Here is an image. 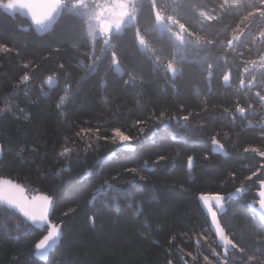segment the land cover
<instances>
[{
  "label": "snow or ice",
  "instance_id": "snow-or-ice-1",
  "mask_svg": "<svg viewBox=\"0 0 264 264\" xmlns=\"http://www.w3.org/2000/svg\"><path fill=\"white\" fill-rule=\"evenodd\" d=\"M0 13L11 18H15L17 13L27 16L35 29L34 44L47 49L42 60L54 65L37 83L40 60L35 55L25 59L26 54L21 48L0 41V54L14 53L19 61L18 68L23 72L22 78L12 86H23L25 98L31 97L33 88L39 89L38 99H29L30 105H38L39 98L51 99L54 92L59 90L52 108L60 121L68 120V109L92 83L91 78L99 75L100 65L105 60H109L105 78L96 85L100 91L109 86L106 77L110 73L113 74V84L122 81L126 90L134 89L137 76H143V72L137 73L135 68L143 69L148 65L153 75L164 78L165 87L161 91L166 93L171 88L174 97L181 95L178 80L202 82L207 86V91L197 87L192 93L193 99L199 98V111L187 108L182 102L175 111H170L167 106L157 111L153 106L146 118L137 117L131 119L130 123H122L120 105H117L115 110L109 109L111 121L93 125L91 121L84 120L76 130L69 128L73 132L71 137L65 135L59 147L53 146L52 152L57 161L70 162L74 156L79 159L81 151L86 155L93 150L94 145L98 149L103 141L115 148L98 160L102 166L105 160L126 151H134L135 146L145 139L156 143L155 134L160 129L171 132L172 140L178 142H187L192 136H199L201 138L194 143L205 145L210 141L212 153L228 156L223 141L232 140V133L222 132V129L229 125L234 127L237 123L243 125L242 131L235 134L236 140L231 144L237 149L243 132L258 130L259 136L255 139L261 141V144L245 143L242 153L237 150L236 155L231 157L237 160L249 157L255 160L259 157L258 167L250 164L243 166L250 172L245 181H253L255 177L257 186L255 198L246 205L258 212V219L249 225L253 230L250 235L255 237L254 242L246 244L243 239L238 240L235 233L227 231L222 221L229 202L246 194L253 186L241 182L234 192L227 195L218 191H201L197 194L206 226L199 232L194 227L191 235L182 234L187 237L186 242L194 243V252L178 247L183 254L180 256L182 264H200L201 256L204 264H264V179L261 178L264 177V122L253 124L248 120L249 116L256 114L257 106L264 109V0H215L211 8L202 0H0ZM100 42L102 46L97 55ZM124 45H130L133 55L139 59L133 68H125L121 64L119 50ZM69 49L75 55L65 61L60 54ZM167 49H171L170 56L165 55ZM243 49L249 53L255 51L256 58H243ZM73 67L85 69L86 74L74 81L70 71ZM234 71L237 76L233 75ZM125 76L128 79H124ZM61 77L64 81L62 87ZM234 80H238L235 86ZM214 81L221 84L225 94L228 89L232 90L231 97L226 101L231 106L213 102L209 107L208 97L214 94ZM17 95L16 92L0 95V103L3 105L0 107V116L11 114L16 121H30V113L13 103ZM135 95L136 109L142 111L148 106L144 101L143 84ZM102 102L109 103L107 99ZM128 116H132L131 109L128 110ZM258 118L264 121V111L260 112ZM217 123L220 127H213ZM197 125L199 132H193ZM205 129L211 130L206 138ZM46 145L47 141L42 140L37 132L31 145L20 146L15 155L22 164L33 163L36 156L47 155V152L40 151ZM3 152V146H0V156ZM26 153L32 156L31 160ZM204 159H208V153H205ZM166 160L167 156L158 154L151 161V166L145 160L142 165L125 167L124 174L131 175L132 179H125L120 172L105 177L93 189L86 202L90 209L87 215L89 223L94 227L103 209L114 207L118 211H132L138 220L143 217L142 226L146 231H151L150 219L144 214V201L138 200L131 190H127L123 197L127 203L122 209L119 199L113 193L121 185L130 186V189L140 188L136 178L146 181L148 174L156 171L157 166ZM194 160L193 155L187 156L184 167L188 173L193 171ZM63 171L69 169L62 168L55 175L59 176ZM236 175L234 171L228 173L233 180ZM43 179H47V174L41 165H37L34 182L39 183ZM59 202L55 190L53 194H48L0 175V217L16 221L14 228L4 225L0 235L17 241L38 237L34 239L33 252L41 259L47 258L50 252L64 244L65 221L77 212V207H69L53 219ZM213 230L215 238L210 239ZM175 239V235L171 236L168 244L172 245ZM153 242L159 245V241ZM205 244L213 259L204 253ZM163 254L170 257V249L165 248ZM186 257H191V261ZM165 264L175 262L167 258Z\"/></svg>",
  "mask_w": 264,
  "mask_h": 264
},
{
  "label": "trees",
  "instance_id": "trees-1",
  "mask_svg": "<svg viewBox=\"0 0 264 264\" xmlns=\"http://www.w3.org/2000/svg\"><path fill=\"white\" fill-rule=\"evenodd\" d=\"M202 2L209 8L215 4V0H202ZM35 35V29L19 14L11 18L0 13V41L9 45L15 44L16 47L21 48L26 54L25 59L33 58L35 55V58L40 60V75L37 81L39 83V80H42L54 65L42 60V57L47 54V49L34 44ZM101 46L102 42L97 45V55H99ZM119 51L123 67L133 68L139 63L130 45H124ZM60 55L66 61L75 54L69 49ZM165 55L170 56L171 49H167ZM18 64V58L14 53L0 54V95L18 93L13 103L24 107L26 112L30 113L31 120L16 121L11 114L0 116V146L4 148L3 155L0 156V161H2L0 175L11 177L27 188H36L48 194H53L55 190V195L60 202L53 219L59 217L61 211L69 207H77V212L65 221L64 244L50 252L46 259L34 255L32 245L34 239L38 237L17 241L0 235V264H165L167 258L173 259L175 264H182L180 256L183 254L180 253L179 247H183L185 251H195L194 243L186 242L187 237L182 234L191 235L194 227L199 232L206 226L205 215L201 211L195 197L196 194L201 191L228 193L235 190L241 182L253 186L246 194L229 202L222 221L227 231L235 233L238 240L243 239L246 244L254 242L255 237L250 235L253 230L249 225L253 220H257L258 216L247 208L246 204L248 200L255 198L254 191L257 186L255 177L253 181H245V177L250 175V172L243 166L250 164L258 167L259 157L255 160L250 157L239 160L231 157L236 155L237 150L242 153L245 143L257 146L261 144V141L255 139L259 136L257 130L243 132L237 149L231 144L236 140L235 134L242 131L243 125L237 123L234 127L229 125L228 128L222 129V132L232 133L230 141H223V136H221L229 153L228 156L212 153L210 141L205 145L194 143L201 138L199 136H192L187 142H178L172 140L171 132L163 129L155 134L156 143H153L151 139H145L135 146L134 151H126L122 155L118 154L105 160L102 166L98 164V160L115 148L114 145L103 141L98 149L94 145L93 150L86 155L81 151L79 159L74 156L70 162L57 161L52 152L53 146L59 147L65 135L72 136L73 132L69 130L70 127L76 130L84 120L91 121L93 125L106 120L111 121L112 116L109 109L115 110L117 105H120L119 113L122 123H130L131 119L137 117L146 118L153 106L157 111L164 106L169 107L170 111H175L182 102L187 108L199 111L197 107L199 98L193 99L192 93L197 87L202 91H207L204 83H190L187 79L178 80L181 95L177 98L172 95L171 88L166 93L161 91L165 87V80L160 75H153L151 66L148 65L143 69L135 68L137 73L143 72V76H137L134 89L126 90L122 81L119 84H113V74L110 73L106 77L109 86L106 90L100 91L96 85L105 78L104 73L109 64V60H105L100 65L99 75L91 78L92 83L80 94L76 103L68 109V120L60 121L52 108L59 95V90L54 92L51 99L39 98L38 105H30L29 99H38L39 89L33 88L31 97L25 98L23 86L19 88L12 86L23 75ZM70 71L74 81L86 74L83 68L73 67ZM124 79L128 77L125 76ZM63 83V77H61L60 87ZM142 84L144 101L148 106L142 111H137L135 94L141 90ZM212 88L214 94L208 97L210 108L213 102L231 106L226 103L231 97V89H228L225 94L221 84L215 81ZM105 99L109 103H103ZM0 107H3L2 103ZM129 109L132 110L131 117L128 116ZM193 123L195 124V121ZM151 126L149 122V127ZM213 127H220V125L217 123ZM210 131V129H205L204 138L210 135ZM37 132L42 140L47 141L46 148L40 149L41 153L47 152V155L36 156L33 163L22 164L15 155L16 151L22 145H31ZM193 132H199L198 125L193 128ZM205 153H208V159H204ZM158 154L167 156V160L161 162L156 171L149 173L146 181H139L136 178L140 188L130 189V186L121 185L113 193L119 199L122 209L127 203L123 198L127 190H131L138 200L142 199L144 214L150 219L151 231H146L142 226L143 217L138 220L132 211L126 209L118 211L114 207L104 208L93 227L87 220L90 209L86 203L93 189L105 177L115 175L117 172H120L125 179H132L131 175L124 174L125 167L142 165L145 160H148L151 166V161ZM25 155L29 160L32 159L30 154ZM188 155L195 157L191 173H188L184 167ZM37 165H41L47 174V179L39 183L34 182ZM62 168H67L69 171H63L56 176V172ZM229 171L237 173L234 180L228 176ZM222 182L223 186H221ZM15 223V220L0 217V232L3 231L4 225L14 228ZM255 231L258 232L259 229ZM173 235L176 239L172 245H169L168 240ZM214 238V234L210 233V239ZM153 241H159V245ZM201 243L204 242L201 241ZM165 248L170 249V257L163 254ZM204 253L213 259L207 244H205ZM186 259L191 261V257H186ZM200 264H204L202 256Z\"/></svg>",
  "mask_w": 264,
  "mask_h": 264
},
{
  "label": "flooded vegetation",
  "instance_id": "flooded-vegetation-1",
  "mask_svg": "<svg viewBox=\"0 0 264 264\" xmlns=\"http://www.w3.org/2000/svg\"><path fill=\"white\" fill-rule=\"evenodd\" d=\"M243 51H244V56H245V57H243V58L247 59V58H249V56H251V58H256V53H255V51H253L252 53H249L247 49H243ZM246 56H247V57H246ZM237 63H239V61H238ZM233 75H234V76H237L238 74L234 71ZM233 84H234V86L237 85V84H238V80H234V81H233ZM253 91H255V89H254ZM262 111H264V109H260V108L257 106L256 114H255V115H252V116H249V117H248V120H250L253 124H259V123L264 122V121H261V120L258 118L260 112H262ZM244 123L247 124V121H245ZM257 133H259L258 130H257Z\"/></svg>",
  "mask_w": 264,
  "mask_h": 264
},
{
  "label": "water",
  "instance_id": "water-1",
  "mask_svg": "<svg viewBox=\"0 0 264 264\" xmlns=\"http://www.w3.org/2000/svg\"><path fill=\"white\" fill-rule=\"evenodd\" d=\"M17 14H19V13H17ZM20 15V14H19ZM21 17H23V18H25V19H27V21L31 24V22H30V20L27 18V16H25V15H20ZM33 28H34V26H33ZM4 176V175H3ZM5 177H7V176H5ZM13 179V178H12ZM262 179H264V177H262ZM15 180V179H14ZM235 191V190H234ZM233 191V192H234ZM257 191V190H256ZM256 191H255V193H256ZM47 193V192H46ZM198 194V193H197ZM197 194H196V198H197ZM225 195V194H224ZM250 202H252V201H248L247 202V204H249ZM201 207V206H200ZM253 210V209H252ZM255 212V211H254ZM256 214H257V216H258V212H255ZM213 234H214V230H213V232H212ZM35 255V254H34ZM36 256V255H35Z\"/></svg>",
  "mask_w": 264,
  "mask_h": 264
},
{
  "label": "rangeland",
  "instance_id": "rangeland-1",
  "mask_svg": "<svg viewBox=\"0 0 264 264\" xmlns=\"http://www.w3.org/2000/svg\"><path fill=\"white\" fill-rule=\"evenodd\" d=\"M27 20V19H26ZM28 22V21H27ZM28 24H30L29 22H28ZM31 25V24H30ZM32 26V25H31ZM33 27V26H32ZM262 178V177H261ZM46 259V258H45Z\"/></svg>",
  "mask_w": 264,
  "mask_h": 264
},
{
  "label": "bare ground",
  "instance_id": "bare-ground-1",
  "mask_svg": "<svg viewBox=\"0 0 264 264\" xmlns=\"http://www.w3.org/2000/svg\"><path fill=\"white\" fill-rule=\"evenodd\" d=\"M198 201V200H197Z\"/></svg>",
  "mask_w": 264,
  "mask_h": 264
}]
</instances>
